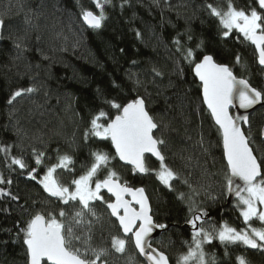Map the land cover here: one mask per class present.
Wrapping results in <instances>:
<instances>
[{"label": "trees", "instance_id": "1", "mask_svg": "<svg viewBox=\"0 0 264 264\" xmlns=\"http://www.w3.org/2000/svg\"><path fill=\"white\" fill-rule=\"evenodd\" d=\"M247 2L234 0L238 7H244ZM206 3L226 8V0H128L127 3L112 0L106 6L108 18L104 26L93 30L79 16V4L95 10L90 0H79V4L78 0H0V17L5 21L0 29L3 36L0 39V144L18 145L13 148V155L25 149L29 164L35 166L32 146L45 151L53 158L50 162H54L55 150L71 151L69 144L75 141L73 147L79 146L74 153L79 171L88 158L89 148L112 151L108 144L85 145L82 140L90 115L103 106V100L116 98L126 102L144 96L151 113L168 125L163 129L167 162L182 177H188L199 194L180 182H174L177 191L173 192L154 176H132L118 161L114 167L134 186L145 187L155 218L169 225L155 245L169 255L171 264L187 251L184 242L191 239V228L186 224L191 202L178 199V192L186 197L191 195L195 208L208 211L210 219L206 228L224 222L237 229L244 227L233 202L226 203L225 162L222 147L217 146L216 126L202 104L192 65L182 58L174 40L194 48L203 39L205 50L229 66L235 63L232 54L239 52L244 66L235 65L234 74L248 78L254 87H264V72L255 63L253 48L241 43L235 33L221 41L217 36V21L209 17ZM25 15L31 18L30 24L25 23ZM189 34L193 37L191 41ZM16 37L22 38L21 49L15 47ZM153 67L162 75L157 76ZM177 67L182 73L176 71ZM29 86L37 91L17 98L12 105L7 103L13 91ZM260 123L261 111L257 109L251 115L254 148L258 147L255 152L258 157H264V144L258 136ZM201 134L211 143L208 153L198 143ZM189 156L190 161L184 159ZM148 164L155 168L158 162L149 158ZM0 172L9 175L3 153H0ZM11 177L14 183L9 189L20 200L0 199V264H25L22 245L13 242L16 225L17 222L23 225L29 213L46 199V193L39 184L18 172L11 173ZM212 196L216 199H211ZM25 201L26 209L21 207ZM97 210L104 212L103 207ZM253 225L261 226L256 221ZM95 234L96 245L104 246L108 226L97 225ZM227 250L226 256L225 247L218 240L205 245V252L215 256L216 264H236V257L241 255L248 264H264L262 250L242 244L229 245ZM132 259L137 264L141 261L130 246L125 255L110 257L109 264H129Z\"/></svg>", "mask_w": 264, "mask_h": 264}, {"label": "snow or ice", "instance_id": "2", "mask_svg": "<svg viewBox=\"0 0 264 264\" xmlns=\"http://www.w3.org/2000/svg\"><path fill=\"white\" fill-rule=\"evenodd\" d=\"M90 3L95 10L85 8L78 0L79 16L88 28L99 30L108 18L106 6L111 5L112 0H90ZM204 7L209 17L217 21L218 38L225 41L237 34L241 43L253 48L256 62L264 72V0H248L244 7H238L234 0H226V8L212 3H206ZM25 23H31L28 15H25ZM4 25V18L0 17V29ZM136 35L141 34L137 31ZM192 39L189 34L188 40ZM174 43L182 58L192 65L194 76L199 80L202 103L216 126L217 146H222L224 192L235 195L236 207L246 226L237 229L224 222L206 228L210 219L208 211L195 208L191 195L186 197L185 193L178 192V199L191 202L190 217L186 220L191 228V239L184 242L187 251L177 257L176 264H216L215 256L205 252V245H211L213 240L224 245L226 256L229 255V245L242 244L264 251V157L255 154L258 147L254 148L248 115L234 116L230 112L236 105L247 110L264 102V87H254L248 78H238L234 74L235 65L244 66L239 52L232 54L235 63L229 66L205 50L203 39L194 48L185 47L179 39ZM14 44L21 49L22 38L16 37ZM152 71L157 76L162 75L155 67ZM176 71L182 73L183 70L177 67ZM136 83L141 82L137 79ZM36 91L34 86L18 88L7 103L12 105L17 98ZM167 127L151 113L144 96L126 102L105 98L103 106L90 115L82 140L85 145L90 142L108 144L112 151L103 147L89 148L88 158L80 165L79 171L74 155L79 146L73 147L75 141L69 144L71 151L61 153L57 148L54 162H50L53 158L45 151L32 146L31 157L35 166L29 164L25 149L21 148L19 155H13V148L18 145L0 144V153H3L9 171L7 176L0 172V185L3 186L0 187V199L20 200V196L9 189L14 183L13 172L36 182L46 193V199L29 213L23 225L20 226L19 222L16 225L13 242L22 245L25 264H109L110 257L125 255L130 246L142 258L139 264H170L169 255L153 246V234L157 230H169V225L155 218L145 187L134 186L114 167V162L118 161L132 176H154L173 192L177 191L174 182H180L198 195L189 178L182 177L167 162L164 152L167 141L163 135V129ZM259 135L261 144H264V127ZM198 143L203 152L208 153L211 143L203 134ZM150 157L158 161V167L149 166ZM184 159L190 161L192 157ZM26 205L27 201L21 207L26 209ZM98 207H103L104 212H98ZM255 221L261 226H253ZM105 224L108 226L107 239L104 246H97L96 226L103 228ZM129 264L137 262L132 259ZM236 264L248 262L241 255L236 257Z\"/></svg>", "mask_w": 264, "mask_h": 264}, {"label": "water", "instance_id": "3", "mask_svg": "<svg viewBox=\"0 0 264 264\" xmlns=\"http://www.w3.org/2000/svg\"><path fill=\"white\" fill-rule=\"evenodd\" d=\"M258 65V64H257ZM259 66V65H258ZM260 67V66H259ZM192 74H193V76H194V73H193V71H192ZM238 77V76H237ZM194 78L196 79V81H197V83L199 84V80H198V78L197 77H195L194 76ZM238 78H240V77H238ZM200 97H201V100H202V95H201V89H200ZM203 104V103H202ZM203 106L205 107V109L207 110V108H206V105H204L203 104ZM259 106H263V108H264V102H261L260 104H257V105H255V106H253L252 108H250V109H247V110H245V109H240L239 107H238V105H236V106H234V107H232L231 109H230V112L234 115V116H240V115H248V117H250V115L253 113V111L256 109V108H258ZM207 112H208V110H207ZM263 112H264V109H263ZM209 113V112H208ZM209 115H210V113H209ZM210 118H211V116H210ZM211 120H212V118H211ZM212 122H213V124H214V121L212 120ZM247 126L248 125H243V127H245V128H247ZM262 127H264V120H263V126ZM261 127V128H262ZM261 138V137H260ZM222 147V146H221ZM150 158H152L153 160H155V158L154 157H150ZM156 161V160H155ZM158 162V161H157ZM120 163V162H119ZM225 199H226V203L227 204H231L234 200H236V197H235V195L234 194H228V193H226L225 194ZM209 216H210V214H209ZM163 231H161V230H157V232L156 233H154L153 234V240L155 239V238H157V237H159L160 235H161V233H162ZM155 247V246H154ZM136 251V250H135ZM141 258V257H140ZM141 260H142V258H141ZM171 264V263H170Z\"/></svg>", "mask_w": 264, "mask_h": 264}, {"label": "flooded vegetation", "instance_id": "4", "mask_svg": "<svg viewBox=\"0 0 264 264\" xmlns=\"http://www.w3.org/2000/svg\"><path fill=\"white\" fill-rule=\"evenodd\" d=\"M255 63H256V65H257V62H256V57H255ZM257 67L259 68V69H261V67H259L258 65H257ZM260 110L261 111V123H260V125H259V132H258V136H259V139L261 140V138H260V135H259V133H260V129H261V127L263 126V120H264V112H263V106H259L258 108H256L254 111H256V110ZM254 111H253V113H254ZM252 113V114H253ZM251 114V115H252ZM251 115H250V117H249V121H250V124H251ZM248 127V126H247ZM251 130H252V125H251ZM234 203H232V205H233ZM244 227H246V226H244ZM243 227V228H244ZM162 234V233H161ZM161 236V235H160ZM159 236V237H160ZM159 237H157V238H155L154 240H153V246H155V247H157L156 245H155V241H156V239H158ZM106 239H107V237H106ZM138 255V254H137ZM139 257V256H138ZM139 259L141 260V258L139 257Z\"/></svg>", "mask_w": 264, "mask_h": 264}, {"label": "rangeland", "instance_id": "5", "mask_svg": "<svg viewBox=\"0 0 264 264\" xmlns=\"http://www.w3.org/2000/svg\"><path fill=\"white\" fill-rule=\"evenodd\" d=\"M157 162V161H156ZM157 167H158V165H157ZM233 206L238 210V208L236 207V200H234L233 201ZM239 211V210H238ZM242 218V217H241ZM242 222H243V219H242ZM256 222H259V221H256ZM260 223V222H259ZM243 224H244V222H243ZM244 226H245V224H244ZM254 226V225H253ZM255 227H257V226H255ZM176 264V263H175Z\"/></svg>", "mask_w": 264, "mask_h": 264}]
</instances>
